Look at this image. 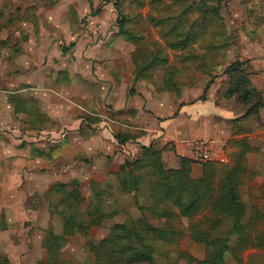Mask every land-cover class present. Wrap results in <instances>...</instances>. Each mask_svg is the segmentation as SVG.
I'll return each mask as SVG.
<instances>
[{"label":"crops","instance_id":"1","mask_svg":"<svg viewBox=\"0 0 264 264\" xmlns=\"http://www.w3.org/2000/svg\"><path fill=\"white\" fill-rule=\"evenodd\" d=\"M17 33L22 39L23 32ZM80 33L62 56L67 61L63 78L55 60L43 63L51 53V36L43 43L42 32H32L28 43L12 45L4 41L9 32L0 35V232L13 228V217L32 213L29 201L41 198L45 181L51 192L56 183L77 184L86 210L97 184L113 200L105 201L106 209H116L114 217L119 216L115 202L132 196L122 192L116 175L125 159L141 157L142 146L151 144L175 168L178 156H186L187 141L201 137L218 139L217 154L225 157L210 161L232 163L240 146L247 150L239 186L245 215L247 202L257 194L264 199V105L246 114L250 105L242 102L223 104L203 94L188 100L186 90L180 96L157 90L162 74L147 72L133 81V64L125 69L120 60L123 43L130 44L116 30L93 44ZM47 67L55 71L49 79L43 73ZM119 133L124 142H118ZM202 164L192 162V178L201 177ZM4 243L7 254L18 245Z\"/></svg>","mask_w":264,"mask_h":264},{"label":"rangeland","instance_id":"2","mask_svg":"<svg viewBox=\"0 0 264 264\" xmlns=\"http://www.w3.org/2000/svg\"><path fill=\"white\" fill-rule=\"evenodd\" d=\"M113 1L0 0V35L5 36L9 32L4 41L12 45L20 41L28 43L32 32H42L43 43L47 42L45 37L51 36L52 43L48 48L51 53L44 57L43 63L49 59L55 60L62 68L59 74L63 78L67 61L62 56L73 47L76 32H82L80 35L83 34L90 44L112 30H116L115 34L123 39L117 33L116 17L119 12L121 17L127 18L124 26L136 30L140 36L137 43L123 39L130 44L123 43L121 47L120 60L125 64L124 68L128 69L133 64L134 73L137 65L143 63L145 66L146 61L156 54L165 57L167 64L176 70L173 76L177 86L173 89L164 86L166 67L158 60L149 64L151 66L147 65L137 81H141L147 72L157 78L162 74V83L157 90L166 89L179 96L186 90L188 100L203 94L202 97L215 96L223 104L241 103L236 95H227L231 81L229 83L230 78L224 69L234 60H249L246 71L250 75L251 85L264 100V0H222L220 3L217 0H119L118 7ZM17 31L23 32L22 39L18 38ZM186 34L191 36L185 48H182L177 40ZM60 50H64L63 53H59ZM30 52L29 48L25 51L28 55ZM54 72L48 67L43 71L48 79ZM207 83L208 88L204 92ZM255 100L256 97L253 98ZM162 161L165 168L172 165L168 158H162ZM144 174L141 172L138 176L142 178ZM57 184H54L51 192L49 183L43 182V189L38 195L41 198L34 197L29 201L33 205L32 213L20 215L18 219L13 217V228L0 232V264H4L2 259L7 257L11 260H8V264H45L47 250L42 244L48 230L60 236L61 244H58L56 256L60 264H92L94 257L89 251L90 246L103 238L114 222L129 225L132 219L140 215V206L147 207L150 197L157 195L147 183H142L147 184L148 189L141 188L135 200L129 192L132 196L115 202L122 210L119 216L104 217L100 223H93L86 211V197L84 193L79 194L78 185L66 184L65 190H77L76 195L68 201L73 204L70 205L60 201L63 194ZM242 194H246V189H242ZM104 198L109 205L113 203L107 195ZM247 203L248 212L242 222L245 229L251 232L249 240L253 241L257 231H264V221L257 217V212L264 209V199L257 194L253 201ZM229 208L226 206L227 210ZM69 215L76 216L81 224L76 227L70 223L71 231L64 232L65 218ZM149 220L154 224L163 223L151 216ZM178 228L183 231L181 236H174L171 241L157 246L155 264H196L191 257H204L205 249L194 241L197 231L189 230L185 219ZM4 242L18 245L10 248L7 254L4 250L6 247H2ZM236 256L240 259L238 264H264V248L248 247ZM227 261L236 263L228 254Z\"/></svg>","mask_w":264,"mask_h":264},{"label":"trees","instance_id":"3","mask_svg":"<svg viewBox=\"0 0 264 264\" xmlns=\"http://www.w3.org/2000/svg\"><path fill=\"white\" fill-rule=\"evenodd\" d=\"M222 0H217L220 3ZM118 7L119 0L113 1ZM98 9V8H97ZM97 11V10H96ZM126 17L118 12L116 17L117 33L133 43L139 41L140 36L136 30L125 27ZM180 38V47L185 48L190 34ZM194 38H191L193 40ZM170 41V40H168ZM170 45L172 42H169ZM171 46V47H172ZM174 48V47H173ZM160 61L166 67L164 86L175 88L176 70L169 66L166 58L153 54L149 61L137 65L132 73L133 81H137L142 71L151 63ZM249 60H234L229 63L224 73L230 78L231 85L227 88V95L234 96L238 101L250 105L246 114H256L264 100L258 90L251 85L250 75L247 74ZM151 64V65H149ZM173 76V80H172ZM256 100L253 101V98ZM118 142H124V135H116ZM236 153L232 163L209 161L203 163L202 175L192 178L190 175L192 160L186 156H178L179 166L165 168L161 152L149 146H142L141 157L134 160L125 159L117 172L118 184L124 193H132L137 198L141 184L147 183L156 196H151L147 207L140 206V215L131 220L129 225L116 223L109 232L98 242L93 243L89 251L93 254L92 264H155L154 257L159 243L168 242L174 236H181L183 231L178 228L182 219L187 221L189 230H196L194 241L205 249L202 259L191 257L196 264H232L227 261V254L240 262L236 256L238 252L248 247L264 248V231L255 234V240L250 241L251 232L243 226V216L246 212V203L241 200L239 186L244 173V146ZM144 172V177L138 173ZM62 191V202L73 198L77 190H65L66 184H57ZM93 195L87 207L90 221L100 223L104 217H113L118 213L116 209H106V191L97 184H92ZM226 206L230 207L229 210ZM152 217L162 224H154L149 220ZM260 221H264V209L257 212ZM64 232L71 231L70 223L76 227L81 224L78 218L69 215L65 218ZM74 226V227H75ZM233 241V243H231ZM60 236L48 230L43 239V247L47 250L45 264H60L56 260ZM184 254L186 252L184 251ZM8 264L6 258L2 259Z\"/></svg>","mask_w":264,"mask_h":264},{"label":"built area","instance_id":"4","mask_svg":"<svg viewBox=\"0 0 264 264\" xmlns=\"http://www.w3.org/2000/svg\"><path fill=\"white\" fill-rule=\"evenodd\" d=\"M218 139L214 137H201L187 141L186 157L193 162L205 163L215 158L224 161L225 157L217 154Z\"/></svg>","mask_w":264,"mask_h":264}]
</instances>
